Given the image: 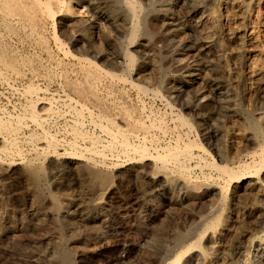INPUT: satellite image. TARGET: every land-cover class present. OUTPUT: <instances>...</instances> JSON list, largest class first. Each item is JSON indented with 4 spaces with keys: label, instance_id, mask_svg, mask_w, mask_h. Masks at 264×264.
I'll return each mask as SVG.
<instances>
[{
    "label": "rangeland",
    "instance_id": "obj_1",
    "mask_svg": "<svg viewBox=\"0 0 264 264\" xmlns=\"http://www.w3.org/2000/svg\"><path fill=\"white\" fill-rule=\"evenodd\" d=\"M80 1L81 0H74V3L76 5L74 4L73 5L76 10H79V9L81 10V8L80 7L78 8L77 6L78 4H80ZM189 1L190 2L187 3L188 0L187 1L185 0L184 3L186 4V6L190 7L191 0ZM90 3H92V5ZM145 4H146L145 6L147 7V10L143 12L144 17H145L144 27H146L148 31V35H146V37H149L150 39V45H149L150 48L148 47V51H146L145 49H142V51L137 52V57L140 60L144 58L142 61L146 62L148 69H149L147 70V72H149V74L154 73V74H150L151 76L150 78H152L154 75H155L154 78L156 76L158 77V74H156L157 72H159L161 77L163 76V78H166L165 75L167 76L169 74H175L177 75L176 78L178 79H181L183 75L187 76V73L188 75L190 73V74H195L196 77L200 79V84L198 83V84H194L193 86H184V87L182 86L183 88L179 85L180 90L174 93L161 89L160 95H154L152 93L143 95V94H140L137 90L133 91L134 89H132L129 85L124 86L123 89L128 95L127 98L130 96L128 100L130 99L131 102L128 101V103L130 102L129 104L131 106L133 105L132 108L134 109V111L136 110V113L139 114L143 120H147L149 116H151V118L161 117L163 119V125H164L163 129L158 130V132L154 130L153 131L154 133L150 134L145 140L141 142H137L139 143L138 145L145 147L147 150L150 149L149 150L150 153H158L159 151H160L159 153H162L164 150L169 149L170 146L174 148L176 145H184L186 141L187 143H190L193 145L194 158L191 160V162H187L186 163L187 165L185 164V166L189 168V169L186 168L187 174L183 176L177 171V169L175 170L176 167L174 165L172 166V164H170L171 166L170 165L166 166V170L172 173V176H171L172 178L169 177L168 179L164 180V178L160 176L159 179L161 183L155 182L153 184L149 176L153 175L152 172H157L158 169L156 168L150 169L149 167L152 165L147 164L145 161L143 163L141 161L136 162L135 160L137 159L134 160L131 154L130 156L133 159H130L129 154L127 153L126 155V153L122 151L120 147L115 146L112 148L111 147L112 142L111 140H109L110 138L107 135H106L107 137L106 138L104 136L105 133L103 134L100 128L95 127V129H93L94 125L89 122L91 117L90 116L88 117L85 115L88 112L90 113L91 111L86 110L85 111L86 113L82 112V114L80 115V117L81 116L84 117L83 119H84L85 124H83L81 132L84 130L82 134L86 142L82 140L81 136L79 137L78 134L75 135L73 133L72 131L73 125H74L73 122L75 118H74V114L72 113V109L70 108L73 107L72 106L73 103H75L76 101L78 103L79 100L78 99L76 100V97L74 96V94L65 86L64 80L62 79L61 76L58 75V73L56 74L55 78L48 79V77L46 76L42 77L44 75H36L35 77V75L32 74L29 68L28 69L25 68V70L22 69L21 73L23 71L24 72L23 74H20V75H17L12 72L14 78H16V79H12L13 76L11 72H9V70L5 68L2 69L0 67V69L3 70V71L0 70L1 71L0 72V112H1L0 118L2 117L1 118L2 121L1 119L0 121L4 125H9L11 129L13 128V131L16 132V128L18 131V133L17 132L13 133L12 130H7V129L0 130L1 131L0 132V151H1L0 157L6 158V156H4L5 155L4 150L5 148H7L8 141H7V138H6V141H4L5 140L4 137H8V136L12 138L16 137L15 139L11 138V141H14L17 144L16 151L13 153L14 155H12L16 159V160L12 159V161L14 160L17 163H13L11 165L12 168L9 166V164L0 165V264H55V263L56 264L58 263L60 264H153V263L160 264L158 255L166 253L169 249L173 248L174 243H175V236H174V231H173L174 221L179 224V227L181 228V230L184 231L185 229H187L191 223V220L186 219L185 215L187 214L188 216L189 212L192 209H194V207L201 205L202 202L212 207L213 209H217V207L222 208V206L228 207L229 211L232 214H234L235 218L237 215H240L238 218L236 219L234 218V221H233L234 226L236 223L235 220L237 221L239 219V222H240L236 236L231 238L228 241V243L225 244L223 248L217 252V254L215 255L216 259L213 264H232V263L233 264L235 263L236 264H251L254 258L260 255V252H261L260 242L263 240L264 236L261 235V233L257 232L256 227L254 226L253 222L250 221V219H247L245 214L251 211L253 208L254 209L257 208L262 211V208H259V206L261 207L264 204V199L262 200V198H264V196L262 195L264 194L263 193H259L260 195L252 194V193L245 194L240 199L239 202H235L236 204L227 203V204L222 205L219 200L220 189L224 187L223 185L226 184V182L224 183V181L226 180H224V177L218 175L217 171H216L217 173L216 174L215 171L213 169L211 170V168H209L206 164L208 160L209 161L215 160L216 162L218 161L219 164H225L222 162L220 163L221 156H224L227 153H235L237 150V147H239L240 145L237 143V140L234 138L233 131L230 129V127H222L219 125V123L224 121V117L222 114L223 113L222 102H221L223 101L222 99H224L225 92H226L224 85L227 84L228 91H230L229 93L232 98V103L240 104L242 103V101H244V98L240 94V88H242L245 83V81L243 80V77H244L243 71L235 69V67H232L234 66V64L233 65L231 64V69L233 70V71L231 70V72L234 74V77H235L233 81L236 84H234L233 81L230 79H228L227 81L226 79L224 80L222 78L223 80H221L218 74L221 75V71L223 70V68L221 67L222 64H220L218 61L217 55L216 57H214L213 55L214 52L211 54L205 51L204 49H202V47L198 44V42L194 38L190 37L187 32H185L184 27H181V26L175 27L177 28L176 30L173 27L172 29L171 27H166L162 22H160V20H158V17H157L158 13L154 11L157 9V7L153 6L152 3L145 2ZM82 5L85 6V9H86L85 13H87L88 17L96 18L97 16L98 18L100 14H102L103 12H109L111 15V18L113 17L112 22L111 21L104 22V20L98 19L100 21L101 27L102 28L104 27L103 28L104 31L102 30V34L100 38L94 43L95 45H93V47L91 45L89 47V45L87 44L86 48L83 49L84 47H82L81 43H77L73 41L72 37H74V34L64 24H62L63 26H61V24L58 21H56L58 22L56 23V26H57L56 30H57L58 36L62 40V42L64 41L63 43L66 42L64 44L65 49L68 50L69 52L72 51L70 53L74 54L75 56L77 55L76 57L80 59L90 58L93 61H96L97 59L96 63L100 64L101 67L109 69L125 77H128L129 75L127 73V70L124 64L123 65L121 64L120 66L119 64L112 63L111 61H108V58L106 57L107 55L113 54L116 52L121 53L120 48H119V43L125 36V30L126 29L128 30L127 28L128 26H126L125 24L126 23L125 20L128 19V17L125 15L126 10H127L126 7L123 6V10L119 11L118 13V11L114 12L106 8L104 9L97 8L94 4V1L92 0H90V2L89 0L88 1L85 0V3ZM182 5L184 8H186L184 4ZM210 7L211 6H209L208 8ZM88 9L90 10V12ZM120 22L121 23L123 22V23L121 24ZM48 24L46 25L45 32L47 31L46 35L49 38L47 37L46 40H48L47 42L50 48V52L55 54V55L52 54L53 57H50L47 53L40 51L37 45H35V41L33 42V39L30 40L28 38H21L16 35L8 36L7 41L9 40L10 41L7 43L11 47H13L16 53H19L21 55L29 54L31 55V57L33 55L35 57L34 58L35 62L39 63L42 67H44L43 69L53 72V71L59 70L56 64L57 60L59 59L61 60L62 57H64V55H63V51H60V49L58 47H55L54 45L55 39H54V27L52 25L53 24L52 21H50ZM47 28L48 30H46ZM159 28H161L160 29L161 31L159 30ZM80 29L81 27L77 26L76 31ZM79 33H80V37L84 38L85 36L86 38V35H84L82 31H80ZM109 34L111 36H109ZM16 41L17 42L19 41V42L17 43ZM21 46L24 48H22ZM31 47H33V49ZM213 47H215V51L217 52V50L219 49V45L214 44ZM97 48H98V52L96 53ZM93 49H96L94 50L96 54H94ZM82 51L84 53H81ZM24 52H26L27 54ZM35 53H37L38 55ZM91 53H93L94 55ZM59 54L61 55V57ZM148 55H151V56H148ZM149 57H151L152 59ZM193 57L195 60L193 59ZM54 58L56 59L55 61H54ZM211 58H213L212 60L213 62L210 63L209 60H211ZM149 59L153 61L151 62ZM41 60L43 63H41ZM48 60H50V62ZM210 64H211V67H210ZM109 65H110V68H108ZM211 68H213L214 70L212 71ZM123 72H125V74ZM4 73H5V76H4ZM1 74L3 76H1ZM26 75L27 76L29 75V77H27ZM178 75H180L181 77L180 76L178 77ZM38 76H40L41 78ZM216 76H218L220 80ZM22 77L25 81L22 79ZM157 77H156V80H154V78L151 79L150 88L156 89L159 86V79ZM131 78L136 83H142L140 80L136 78L134 74L133 76L128 77L129 80H131ZM56 80L60 82H56ZM204 82L206 85L204 84ZM32 83H33V87L36 88L35 90L36 92L34 91L33 94L31 93L32 94L31 96L30 93L26 94V92L29 86L30 85L32 86ZM61 85L64 87H62ZM128 86L129 88L127 89L126 87ZM21 87L24 89H21ZM63 88H66V89H63ZM40 89H42L41 90L42 92L38 91ZM198 90L201 91L204 97L203 99L204 101L199 103L200 105L197 104L196 102V92ZM138 93L139 95H141L140 97L138 96ZM69 95L71 98H73L74 101L75 100L76 101L74 102L70 97L68 98ZM73 96L75 97V99ZM215 96L218 100L215 98ZM25 97L29 99H26ZM32 98L34 101H32ZM27 100L28 101L30 100V101L28 102ZM46 100H49V101H46ZM39 101L41 102L39 103ZM70 105L72 107H69ZM34 108H36V111L32 112V109ZM41 108H44V109H41ZM56 108H58V110H56ZM93 111L95 112L93 113L95 116L94 118L100 119L101 113L98 111V109L93 108L92 112ZM56 112H58L59 114ZM25 113L30 114L31 116L26 115ZM89 113L87 115H91ZM23 114H25L26 117H25V120L24 118H19L21 120H18V121L22 123L21 124L19 122L21 124L20 125L19 123H17L18 122L17 117H20L21 115L22 117H24ZM39 114L40 116H38ZM7 115H9L10 117ZM34 115L35 116L37 115L36 117L38 118L40 117L39 119H43V118L45 119L41 123V128L38 127L39 126L38 124L36 125V123L33 122ZM5 116L7 117L4 118ZM41 116L43 118H41ZM58 116L59 117L61 116L60 119ZM11 117H14V118H11ZM29 118L31 119V121ZM4 120L8 123H6ZM11 120H12V124L14 123L12 126H11ZM54 120L56 121V123ZM48 122H50V124ZM25 124L27 125V127L24 126ZM64 124L66 126H64ZM45 125L48 126V128ZM20 126L21 128H19ZM43 126L45 127V130H41V129H44ZM29 127L33 129H30ZM49 127H51L50 128L51 130L49 129ZM18 128L20 131L18 130ZM164 130L165 132H163ZM8 131L10 134L9 133L7 134ZM38 131L40 133H38ZM85 131L86 133H88V135L85 133ZM36 133L38 134L35 135ZM42 133H47L50 139L54 138L56 141H58V143L62 145V147L64 146V148H67V149H70L71 143H74V144L77 143L78 145L77 149L80 152L89 153V154L86 153L87 157L91 156V157H94V158L97 157V159H100V160H97L95 158L96 159L95 163H97L98 165L100 164V167H102L104 172H107L109 176V180H110L109 184H106V186L102 184L100 186V184H96V182L92 181L86 174L85 170H83V166L85 163L84 161L79 162L76 165L74 164L69 165L68 163L62 161L61 159L56 158L55 155L53 154V156L46 161L47 163L46 166L48 167L47 168L48 173L44 177V183H45V184L43 183L44 186L42 185L43 186L41 187L42 189H32L29 174L28 172H26L27 166L25 165H27V162L29 160L36 157V152L33 153L35 149L37 152L38 150L39 151L41 150L40 149L41 144L38 140H40L41 138L44 140L45 137L43 136L44 134ZM51 133L55 136H53ZM1 134L4 137L3 136L1 137ZM96 134L98 135V137ZM18 135H20V137ZM33 135L35 138L33 137ZM72 135L74 138L72 137ZM93 135H95V137L97 138L93 137ZM151 135L153 136V138L150 137ZM29 137L31 138V141L34 139L33 140L34 142L33 141L31 142ZM36 137L38 140L36 139ZM102 138H105V139H102ZM228 138L234 140L233 141L234 143L229 144ZM95 139H97V141H95ZM91 140H94V142L96 143H94ZM101 140L103 141L105 140V141L103 142ZM20 141L23 143L24 146L21 144ZM147 141L148 142L151 141V143H148ZM154 141L156 142V144ZM174 141H176L177 144ZM88 142L90 144H88ZM98 143L101 145H97ZM92 144L94 145L92 146ZM161 144L164 146H162ZM155 145H157V147ZM194 145L197 146V148L200 147V150L199 148L196 149ZM32 146L34 147L32 148ZM82 146L91 147L92 149L87 148V147L85 148ZM201 146H203L204 150H206L207 153L205 151L203 152V148L201 149ZM107 147H109L111 150ZM44 148H46L45 145H44ZM102 148L104 149L102 150ZM156 148L158 149L156 150ZM26 150H28V152H26ZM29 150L31 151L33 150V151L31 152ZM91 150H94L95 153H92ZM113 150H116V151H113ZM19 152H22L24 155ZM97 152L101 153L102 156L101 157L97 156L96 155ZM208 153L210 154V157ZM119 154H121L122 156H119ZM18 155L19 156L21 155V157H18ZM104 156H106L105 157L106 159L104 158ZM112 157L113 158L118 157V158L117 159L115 158L114 160ZM119 158L120 160L117 161ZM6 159L9 161L11 160V158L9 157H7ZM21 160L25 161L26 163L22 162ZM201 160H203L202 162L203 163L205 162V164H203ZM19 161H21V163ZM100 161L102 164L100 163ZM198 161L200 162L198 163ZM188 163H191L192 165ZM106 164L109 165L107 166L109 168L106 167ZM111 164L112 165L114 164L113 167L110 166ZM199 164L203 165L204 167L199 166ZM137 165L141 167L144 166L143 171L142 169H140L138 172L132 171L133 167ZM205 166H207L206 167L207 169L205 168ZM168 167H170V170ZM5 168H7L8 170ZM148 168L150 169L149 171H148ZM207 170H209V172ZM21 173L23 176L21 175ZM146 175L147 176L149 175V176L147 177ZM186 176H188V178ZM190 176L194 179V180L192 179L191 181L194 183H197V186H198L197 188H194V189H198L195 192L189 190L193 188L188 187L186 184L182 185V182L186 183V179L190 181L191 179ZM213 178L215 180L214 182H213ZM219 178L220 180H218ZM176 179L178 180V182ZM172 182L175 185H173ZM221 182H223V185ZM91 185H94V186H91ZM99 187L101 189L103 188V190L99 189ZM205 188L212 190V196L209 199V201L205 200L206 199L205 192H204ZM226 189H229V187H227ZM177 199L180 200V203L179 202L176 203ZM98 202H100V204H98ZM218 203L219 205L217 206ZM242 205H243V208H242ZM232 207H234V209ZM185 209H187V212L185 211ZM262 216L264 217V215ZM181 219L182 221H179ZM247 244L250 245L249 248ZM235 245H236V248H233L235 247ZM241 245L244 247H242Z\"/></svg>",
    "mask_w": 264,
    "mask_h": 264
},
{
    "label": "bare ground",
    "instance_id": "obj_2",
    "mask_svg": "<svg viewBox=\"0 0 264 264\" xmlns=\"http://www.w3.org/2000/svg\"><path fill=\"white\" fill-rule=\"evenodd\" d=\"M92 1H94V4L97 8H101V9L106 8V9L112 10L114 12L118 11V13H119V11L123 10V6L126 7L127 10H126L125 15L128 17V19L125 20V22H126L125 24H126V26H128L127 27L128 30L127 29L125 30V36L119 43V48H120L121 53L116 52V53L109 54L107 56L105 55V56L108 58V61H111L112 63L119 64L120 66H121V64L122 65L124 64L128 75L131 77L134 74L136 76V78L138 80H140L142 83H136L134 80H132V78H131V80H129L128 79L129 76L125 77V76L117 74V73H115L109 69L101 67L100 64L96 63L97 59H96V61H93L90 58L80 59V58L76 57L77 55L75 56L74 54H71L70 52H72V51L69 52L68 50L65 49L64 44L66 42L63 43L64 41L62 42V40L59 38L57 30H56V28H57L56 23L59 22L61 24V26H63L62 24H64L74 34V37H72L73 41L77 42V43H81L82 47H84L83 49H85L87 44L89 45V47H90V45L93 47V45H95L94 43L100 38V36L102 34V30L104 27L103 28L101 27L99 20L102 19V20H104V22L105 21H107V22L111 21L112 22L113 17L111 18V15L109 12H103L102 14H100V16L98 18H97V16H96V18L88 17L87 13H85V10H86L85 6L82 5L85 3V0H81L80 4L77 5L78 8L79 7L81 8V10L80 9L76 10L74 8V5H76L75 4L76 1L74 3V0H0V67L2 69L5 68V69L9 70V72H11V74L13 72L17 75L23 74L24 71L21 73L22 69L25 70V68H27V69L29 68L31 70L32 74L35 75V77H36V75H44L42 77L46 76V77H48V79L49 78H51V79L55 78L56 74L58 73V75L61 76L62 79L64 80L65 86L74 94V96L76 97V100L77 99L79 100L77 103V101L75 100L76 101L75 102L73 100V98L70 97V95L68 96V98L70 97L75 102L72 104L73 107L71 105L69 106V107H72L70 109H72V113L74 114V118H75V120L73 122L74 123L73 130H72L75 135L78 134L79 137L81 136L82 140L85 141L84 136L82 134V132L84 130L81 132L83 124H85L84 119H83L84 117L83 116L80 117V115L82 114V112H85L86 110L92 112L93 108L98 109V111L101 113L100 119L94 118L95 117L93 114V113H95L94 111L92 113L88 112L91 115H87L88 113L85 114L86 116L91 117L89 122L94 125L93 129H95V127L100 128L102 130L103 134L105 133L104 136L106 137V135H107L110 138L109 140H111V142H112V143L110 142L112 148L115 146L120 147L121 150L126 153V155H127V153L129 154L130 159L134 158V160L137 159V160H135L136 162L141 161L142 163L145 161L147 164L152 165L149 167L150 169H155V168L158 169L157 172H152L153 175H150V176L148 175L149 178L152 180L153 184L155 182L161 183V181L159 179L160 176H162L164 178V180L168 179L169 177L172 176V173L170 171L166 170V166L170 165V164H172V166L174 165L176 167L175 170L177 169V171L180 174L185 176L187 174L186 168H188L185 166V164L187 162H191V160L194 158L193 145L190 143H187V141H186V143L184 145H176L174 148L170 146L169 149L164 150L162 153H159L160 151L159 152L157 151L158 153H150L149 152L150 149L147 150L145 147L138 145L139 143H137V142H141V141L145 140L150 134L154 133L153 132L154 130H156L158 132V130L163 129V126H164L163 125V119L161 117L160 118H158V117L151 118V116H149L147 118V120H143L141 118V116L136 113V110L134 111V109L132 108L133 105L131 106L129 104L131 102L130 99L128 100V98L130 96L127 98L128 95L126 94V92L123 89L124 86L129 85L132 89H134L133 91L137 90L140 94H143V95L144 94L146 95L148 93H152L154 95H160L161 89H164L165 91H170L171 93L172 92L174 93V92H177L178 90H180L179 85L181 87L182 86L184 87V86H193L194 84H198V83L200 84V79L198 77H196L195 74L189 73V75H188V73H187V76L182 74L183 77L181 79H178V78H176L177 75H175V74H169L167 76L165 75L166 78H163V76L161 77L160 73L157 72L156 74H158V77L157 76L156 77L159 79V86H158L159 88L158 87L156 89L150 88L151 87V79L154 78L155 75L152 78H150L151 77L150 74H154V73L149 74V72H147V70H149V69H148L146 62L142 61L144 58H142V60H140L137 57V52L142 51V49H145L146 51H148V47L150 45V39H149V37H146V35H148V31H147L146 27H144L145 17H144L143 12L147 10V7L145 6L146 5L145 2L146 3H152L153 6L157 7V9L154 11L158 13V16H157L158 20H160V22H162L166 27H171V29H172V27L173 28L179 27V26L184 27L185 32H187L190 37L194 38L198 42V44L202 47V49H204L205 51H207L211 54L214 52L213 53L214 57H216V55H217L218 61L220 64H222L221 67L223 68V70L221 71V75L218 74L220 76L221 80L226 79L228 81V79H230L233 81V79H235L234 74L231 72V70H232L231 64L232 65L234 64V66H232V67H235V69L243 71V76H244L243 80L245 81V83H244V86L242 88H240V94L244 98V101H242V103H240V104L232 103V98H231V95L229 93L230 91H228L227 84L224 85L226 92H225V97L223 96L224 97V99H222L223 101H221L222 102V110H223L222 114L224 117V121L219 123V125L222 127H230V129L233 131L234 138L237 140V143L240 144L239 145L240 148L235 145L237 147V150L235 153H227L226 155L221 156L220 163L222 162L225 164H219V162L218 161L216 162L215 160H213V161L208 160L209 162L206 160L207 161L206 164L209 168H211V170L213 169L215 171V173L217 171L218 175L224 177V180H226V181H224V183L226 182L225 185H223V182H221L222 185L224 186L222 189H220V197H219L220 203L222 205L227 204V203L232 204L235 202H239L240 199L245 194H249V193L258 194V195H260L259 193L264 194V0H191V4H190L191 6L190 7L186 6V4L184 3L185 0H92ZM143 1H145V2H143ZM89 2H90V0H89ZM189 2L190 1L188 0L187 3H189ZM90 4L92 5V3H90ZM182 4H184V6L186 8H184ZM209 6H211V7L208 8ZM93 11H95V10H93ZM154 11H152V12H154ZM89 12H90V10H89ZM124 12H125V10H124ZM118 13H117V15H118ZM98 15H99V13H98ZM154 18H155V16H154ZM50 21H52V23H53L52 25L54 27V39H55V43H56V44L54 43V45H55V47H58L60 49V51H63V55H64V57H62L61 60L60 59L57 60L56 64H57L59 70H56L53 72L43 69L44 67H42L39 63L35 62V59H34L35 57L33 55L31 57V55H29V54H28L29 55L28 56V55H21L19 53H16V51L13 49V47H11L7 43L10 41V40L7 41L8 36H15L16 35V36L21 37V38H28L30 40L33 39V42L35 41V45H37V47H38V49H40V51L47 53L50 57H53L52 56L53 53L50 52V48H49V45L47 42L48 40H46V38L48 37L46 35L47 31L45 32L46 25ZM56 21H58V22H56ZM153 22H155V21H153ZM77 26L81 27V29L78 31L79 32L82 31V33L84 35H86V38H85V36H84V38L80 37V33L78 31H76ZM102 26H103V24H102ZM122 28H123V26H122ZM58 29H59V27H58ZM160 29L161 28H159V30ZM176 29L177 28H175V30ZM46 30H48V28ZM77 32H78V34H77ZM177 32H178V30H177ZM109 36H111V35L109 34ZM165 40H166V38H165ZM25 41H27V40H25ZM214 44L219 45V49L218 50L216 49L217 52H219V53H217L215 51V47H213ZM24 47H25V45H24ZM24 47H22V48H24ZM31 48L33 49V47H31ZM94 50H96V49H93V51ZM34 51H36V50H34ZM55 52H57V51H55ZM97 52H98V48H97L96 53ZM24 53H26V52H24ZM81 53H84V52L82 51ZM86 53H85V55H86ZM96 53L94 51V54H96ZM209 53H208V55H209ZM35 54H37V53H35ZM38 54H39V52H38ZM91 54H93V53H91ZM205 54H207V53H205ZM53 55H55V54H53ZM105 56H103V57H105ZM148 56H151V55H148ZM60 57H61V55H60ZM149 58H151V57H149ZM43 59H45V58H43ZM46 59H48V58H46ZM193 59H194V57H193ZM42 60H41V63H43ZM55 60L56 59L54 58V61ZM212 60H213V58H211V60H209L210 63L213 62ZM39 61H40V59H39ZM48 61L50 62V60H48ZM195 62H197V61H195ZM160 64H161V62H160ZM210 67H211V64H210ZM108 68H110V65ZM111 69H112V67H111ZM211 69H212V71L214 70L213 68H211ZM1 71H3V70H1ZM123 73L125 74V72H123ZM11 74H9V75H11ZM177 74H179V73H177ZM180 74H181V72H180ZM198 75H199V73H198ZM1 76H3V75L1 74ZM4 76H5V73H4ZM12 76H13V74H12ZM179 76L180 75H178V77ZM27 77H29V75ZM38 77H40V76H38ZM156 77L154 78V80H156ZM216 77H218V76H216ZM136 78H134V79H136ZM12 79H16V78H14V76H13ZM22 79H23V77H22ZM218 79H219V77H218ZM36 80H37V78H36ZM57 80H56V82H60ZM12 81H14V80H12ZM215 81H217V80H215ZM26 82H28V81H26ZM8 83H9V81H8ZM33 83H34V81H33ZM33 83H32V86L31 85L29 86V88L27 89V92L25 91L26 94L27 93L33 94V92L36 90V88L33 87ZM233 83H234V81H233ZM204 84H205V82H204ZM234 84H236V83H234ZM129 86L126 88L128 89ZM62 87H64V86H62ZM21 89H24V88L21 87ZM63 89H66V88H63ZM41 90L42 89H40L38 91L40 92ZM65 92H66V90H65ZM202 92H204V91H202ZM23 93H24V91H23ZM139 93H138V96L140 97L141 95H139ZM32 94H31V96H32ZM222 94H224V93H222ZM65 95H67V94H65ZM35 96H37V95H35ZM33 97H34V95H33ZM75 97H74V99H75ZM215 98H216V96H215ZM26 99H29V98H26ZM43 99H45V98H43ZM203 99H204V97H203L201 91L198 90L196 92L197 104L204 101ZM49 100H46V101H49ZM64 100H63V102H64ZM32 101H34L33 98H32ZM42 101H44V100H42ZM69 101H71V100H69ZM128 101H130V102L128 103ZM40 102L41 101H39V103ZM63 104H65V103H63ZM45 105H47V104H45ZM52 105H53V103H52ZM134 105H136V104H134ZM136 107H138V106H136ZM34 109H32V112L36 111V108H34ZM41 109H44V108H41ZM70 109H68V110H70ZM56 110H58V108H56ZM51 112H53V111H51ZM69 112H71V111H69ZM56 113H58V112H56ZM25 114H23L24 117H22V115L21 116L19 115L20 117H17L18 116L17 115L16 116L17 121L21 120L19 118H24V120H25V117H26ZM44 114H46V113H44ZM26 115H30V114H26ZM7 116H9V115H7ZM7 116H5L4 118H6ZM36 116L34 115L33 122H35L36 125L38 124L39 125L38 127L41 128V123L45 119L42 116H41V118H43V119H39L40 117L38 118ZM38 116H40V114ZM62 116H63V114H62ZM60 117H59V119H60ZM11 118H14V117H11ZM64 118H65V116H64ZM81 118L83 119V121ZM7 119H9V118H7ZM176 120H177V118H176ZM1 121H2V119H1ZM1 121H0V130L7 129V130L13 131V128L11 129V127L9 125H4ZM30 121H31V119H30ZM46 121H47V119H46ZM13 122H15V121H13ZM19 122L20 121H18L17 123H19ZM6 123H8V122H6ZM48 123L50 124V122H48ZM55 123H56V121H55ZM184 123H185V121H184ZM13 124H12V120H11V126ZM43 125H44V123H43ZM185 125H186V123H185ZM24 126L27 127L26 124ZM56 126H58V125H56ZM64 126H66V125L64 124ZM46 127L48 128V126H46ZM19 128H21V126ZM19 128H18V130H19ZM50 128L51 127H49V129ZM69 128H70V126H69ZM30 129H33V128H30ZM41 130H45V127H44V129H41ZM86 131H85V133H86ZM220 131H222V130H220ZM14 132L15 131H13V133ZM16 132L18 133L17 128H16ZM163 132H165V130ZM8 133H9V131L7 132V134ZM38 133H40V132L38 131ZM38 133H36L35 135H37ZM42 134H44L43 135L45 137L44 140L42 138L40 140H38L37 139L38 136L36 137V139L41 144V148H40L41 150L40 151L38 150V152L36 151V149H35V151L32 150L33 153L36 152V157L29 160L27 162V165H25V166H27L26 172H28V174H29L32 189H42L41 187L44 186V184H45L44 183V177L48 173L47 172L48 167L46 166V164H47L46 161L48 159H50L53 156V154L55 155L56 158L61 159L62 161L68 163L69 165L70 164L76 165L77 163L84 161L85 163L83 166V170H85L86 174L88 175V177L92 181L96 182V184H100V186L102 184H104L105 186H106V184H109L110 180H109V176H108L107 172H104L102 167H100V164L98 165L97 163H95V160L97 159V157H95L96 159L94 157H91V156L87 157L86 153L87 154H89V153L88 152H86V153L80 152L77 149V146H78L77 143H75V144L71 143L70 149H67V148H64V146L62 147V145L60 143H58V141H56L54 138H52L49 135L52 138V139H50L48 137L47 133H42ZM86 134L88 135V133H86ZM12 135H14V134H12ZM166 135H167V133H166ZM2 136L3 135L1 134V137ZM18 136L20 137V135H18ZM53 136H55V135H53ZM154 136H155V134H154ZM33 137H34V135H33ZM72 137H73V135H72ZM93 137H95V135H93ZM97 137H98V135H97ZM97 137H95V138H97ZM150 137L153 138L152 135ZM4 138H5L4 141H6V138H7L8 145H7V148H5V150L2 148L4 150V154H5V155L4 154L3 155L6 156V158L7 157L11 158V160L9 161L6 158L0 157V165H5V164L8 165L9 164V166L11 167V165L13 163H17L16 161H14V160H16L14 158V156H12V155H14L13 153L16 151L17 144L14 141H11L12 137L8 136V137H4ZM15 138L13 137L12 139H15ZM76 138H78V137H76ZM36 139H35V141H36ZM102 139H105V138H102ZM82 140H81V142H82ZM30 141H31V138H30ZM70 141H72V140H70ZM87 141H88V139H87ZM91 141L94 142V140H91ZM95 141H97V139H95ZM101 141H103V140H101ZM233 141L234 140L228 138L229 144L234 143ZM74 142H76V141H74ZM89 142H88V144H90ZM103 142H101V143H103ZM174 142L176 143V141H174ZM94 143H96V142H94ZM105 143H107V142H105ZM148 143H151V141ZM21 144L23 145L22 142H21ZM78 144H80V143H78ZM155 144H156V142H155ZM31 145H33V144H31ZM44 145L46 146V148H44ZM93 145L94 144H92V146ZM97 145H101V144L98 143ZM151 145H153V144H151ZM34 146H32V148ZM155 146L157 147V145H155ZM162 146H164V145H162ZM82 147H85V146H82ZM195 147H196V149L199 148V150H200V147H198V148H197V146H195ZM87 148L92 149L91 147H87ZM104 148H102V150ZM107 148H109V147H107ZM151 148H153V147H151ZM202 148H203V146H201V149ZM157 149L158 148H156V150ZM51 150H53V151H51ZM94 150H91V152L95 153ZM29 151H31V150H29ZM106 151H107V149H106ZM113 151H116V150H113ZM204 151L206 152V150H204V148H203V152ZM26 152H28V150H26ZM199 152H201V151H199ZM0 153H1V151H0ZM19 153H22V152H19ZM194 153H195V151H194ZM130 154H131V156H133V158L130 156ZM96 155L99 157L102 156L101 153H98V152ZM119 156H122V155L119 154ZM18 157H21V155L20 156L18 155ZM105 157L106 156H104V158ZM209 157H210V154H209ZM107 158H109V157H107ZM115 158L117 159L118 157H115ZM115 158H113V159L115 160ZM12 159H14V160L12 161ZM97 160H100V159H97ZM119 160H120V158L117 161H119ZM21 161H19V162L21 163ZM202 161L203 160H201V162ZM22 162H25V161H22ZM50 162H52V161H50ZM122 162H124V161H122ZM199 162L200 161H198V163ZM100 163H101V161H100ZM188 164H191V163H188ZM203 164H205V162ZM113 165L111 164L110 166L113 167ZM55 166H57V165H55ZM107 166H109V165L106 164V167ZM197 166H198V164H197ZM199 166H203V165L199 164ZM207 166H205V168ZM143 167L138 166V165L134 166L132 171L138 172L140 169H142V171H143ZM107 168H109V167H107ZM149 168H148V171L150 170ZM168 168L170 170V167H168ZM5 169H7V168H5ZM5 169H4V171H5ZM207 171L209 172V170H207ZM142 174H143V172H142ZM209 174H211V173H209ZM21 175H22V173H21ZM110 177H112V176H110ZM186 177L188 178V176H186ZM192 179H193L192 177H191L190 181L188 179H186V183L182 182V185L186 184L188 187L193 188V189H189V190L195 192L198 189H194V188H197L198 186H197V183H194L191 181ZM218 180H220V178ZM214 181L215 180L213 178V182ZM177 182H178V180H177ZM168 184H166V185H168ZM173 185H175V184L173 183ZM219 185H220V183H219ZM91 186H94V185H91ZM29 187H30V185H29ZM209 187H211V186H209ZM227 187H229V189H226ZM103 188L101 189L99 187V189H101V190H103ZM173 188H174V186H173ZM199 192H200V190H199ZM204 192H205V198H206L205 200L209 201V199L212 196V190L205 188ZM34 195H36V194H34ZM262 196H264V195H262ZM263 199L264 198H262V200ZM198 201H200V200H198ZM216 201H218V200H216ZM178 202L180 203V200L177 199L176 203H178ZM98 204H100V202H98ZM218 205H219V203L217 204V206ZM218 208H220V207H217V209H213L212 207L204 204L203 202L201 205L194 207V209L191 208L192 210L189 212L188 216H187V214L185 215L186 219L191 220V223H190L189 227L187 229H185L184 231L181 230V228L179 227V224L174 221V230L173 231H174V236H175V243H174L173 248L169 249L166 253L158 255L159 260H160V264H213L215 259H216L215 255L217 254V252L220 251L223 248V246L225 244H227L231 238L236 236L238 228H239V223H240L239 219H238L237 221L235 220V222H236L235 226L233 225L234 224L233 221H234L235 216H234V214H232L229 211L228 207L222 206V208H220V209H218ZM232 208L234 209V207H232ZM242 208H243V205H242ZM259 208H262V211L260 209H257V208L254 209L253 208L251 211L247 212L245 214V216L247 217V219H250V221L253 222L254 226L256 227L257 232L261 233V235L264 236V217L262 216V215H264V204L261 207L259 206ZM244 210H245V208H244ZM185 211L187 212V209H185ZM239 216L240 215H237L236 218H238ZM179 221H182V219ZM171 229H173V228H171ZM253 233H254V231H253ZM174 236H173V238H174ZM240 236H242V235H240ZM247 240H249V239H247ZM252 243H253V241H252ZM247 245L249 248L250 245L249 244H247ZM260 246H261L260 255L256 258H254V260L252 261L251 264H264V238L260 242ZM242 247H244V246H242ZM233 248H236V245ZM235 250H237V249H235ZM221 253H223V252H221ZM149 263H150V261H149ZM58 264H60V263H58Z\"/></svg>",
    "mask_w": 264,
    "mask_h": 264
}]
</instances>
